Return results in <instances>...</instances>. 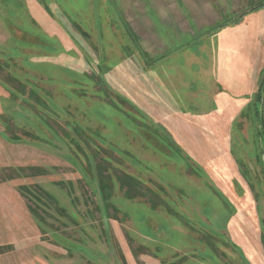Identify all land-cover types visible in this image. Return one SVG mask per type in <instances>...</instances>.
<instances>
[{
  "label": "rangeland",
  "instance_id": "374dc122",
  "mask_svg": "<svg viewBox=\"0 0 264 264\" xmlns=\"http://www.w3.org/2000/svg\"><path fill=\"white\" fill-rule=\"evenodd\" d=\"M167 1L193 40L251 15L253 42L264 13V0H0V264H264V65L217 124L203 113L224 111L219 82L217 100L178 101L185 115L154 108Z\"/></svg>",
  "mask_w": 264,
  "mask_h": 264
},
{
  "label": "crops",
  "instance_id": "0c3cea01",
  "mask_svg": "<svg viewBox=\"0 0 264 264\" xmlns=\"http://www.w3.org/2000/svg\"><path fill=\"white\" fill-rule=\"evenodd\" d=\"M156 10V20L160 23L161 28L164 27V22H166L167 40L166 43L163 42L159 37V31L156 34L154 33V38L151 39L152 47L150 46L149 53H151L154 63L150 65L151 88L148 92L152 97L149 99L156 106L154 108L159 107V109L162 105L153 101L154 96L161 97L160 100L173 101L179 114L185 115V108L184 106L181 108L182 105H178V101H188L196 104L206 99L217 100L215 94H218V90H212L211 84L222 83L225 91L231 93V96L227 98V103L222 105L224 111L221 110L219 114L203 113L204 115L214 116L213 122L217 124L216 120L220 118L218 116L225 117L228 114V106L231 103L237 106L238 102H235L238 99L240 100V96L253 92L258 82L259 74L264 65V39L262 38L264 34V13H258L260 26L257 33L254 34L252 42L251 39H248L249 37L244 36L243 31L251 15L246 16L240 24H229L211 35L203 36L205 32L197 31L194 34L197 37L193 40V35L189 30L191 16L187 10L185 11L182 6L176 5L175 2L170 3L168 1L164 10L159 7ZM218 22L219 20L215 23ZM203 26V29H205L206 25ZM196 27H199V25L197 24ZM122 36L120 37L123 38ZM125 40L124 37L123 41ZM125 43L130 53L132 50L127 41ZM164 57L167 58L160 61ZM207 84L210 86L208 87ZM234 84L235 87L233 88L232 85ZM204 93L210 94V97L203 96ZM200 106L201 104L191 109L199 111ZM168 112L172 115L169 110ZM215 117H218V119H215ZM212 143H216L215 140Z\"/></svg>",
  "mask_w": 264,
  "mask_h": 264
},
{
  "label": "trees",
  "instance_id": "16d2710c",
  "mask_svg": "<svg viewBox=\"0 0 264 264\" xmlns=\"http://www.w3.org/2000/svg\"><path fill=\"white\" fill-rule=\"evenodd\" d=\"M262 88V87H261ZM263 89V88H262ZM260 105H259V115H261L262 111H263V103H264V95H262V91H261V95H260Z\"/></svg>",
  "mask_w": 264,
  "mask_h": 264
},
{
  "label": "water",
  "instance_id": "95a60500",
  "mask_svg": "<svg viewBox=\"0 0 264 264\" xmlns=\"http://www.w3.org/2000/svg\"><path fill=\"white\" fill-rule=\"evenodd\" d=\"M263 89H262V95H264V85H263V87H262Z\"/></svg>",
  "mask_w": 264,
  "mask_h": 264
}]
</instances>
